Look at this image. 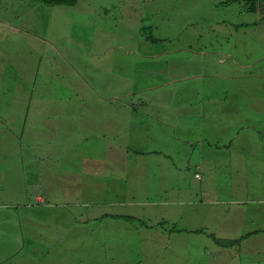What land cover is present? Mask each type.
<instances>
[{"label":"rangeland","instance_id":"374dc122","mask_svg":"<svg viewBox=\"0 0 264 264\" xmlns=\"http://www.w3.org/2000/svg\"><path fill=\"white\" fill-rule=\"evenodd\" d=\"M240 1L88 0L39 4L35 13L45 18H31L17 14L26 6L19 0H0V20L9 23L0 22L7 29L0 34V218L8 213L12 223L0 222V236L22 239L17 253L0 252V264H264V20L255 22ZM19 74L45 83L37 81L34 100L21 101L1 82ZM196 139L228 156L202 172L233 170L226 160L241 168L232 181L216 179L234 184L228 199L240 204L208 209L256 231L231 250L238 257L219 253L204 235L191 236L197 250L189 260L177 245L176 226L185 227L173 221L203 222L199 201H209L166 195L180 186L186 192L182 181L197 184L204 147ZM231 141L241 148H228ZM151 171L160 179L150 180ZM162 178L171 183L156 187ZM180 199L195 200L188 205L199 212L180 206L168 217L166 201Z\"/></svg>","mask_w":264,"mask_h":264},{"label":"trees","instance_id":"16d2710c","mask_svg":"<svg viewBox=\"0 0 264 264\" xmlns=\"http://www.w3.org/2000/svg\"><path fill=\"white\" fill-rule=\"evenodd\" d=\"M87 1L88 0H84V1H79V0H32V2L36 3L37 6L39 4H42V5H47L50 7H52V6H54V7L55 6H65V7L76 6V7H78V6L82 5V4H80L81 2H83L84 6H87V4H90ZM239 3H241V1ZM243 3H245L246 5H250V7L248 8V11L255 15V20H254L255 22H260V21L264 20V14H263L264 13V0H246V1H243ZM79 14L82 15V14H84V12H81ZM78 17H80V15ZM235 28H236V26H235ZM65 39H67V41H69V43H71L72 46H78L79 45V47H83L84 49H86L85 48L86 45L79 43L78 40H77L78 43H72L70 37H67ZM61 47L63 49V52H61L62 55L65 56L68 53H70L69 49L66 46H61ZM164 55H166V54L163 53L162 56H164ZM98 57H100V56H98ZM1 66L2 65L0 64V67ZM73 69H74V67H73ZM74 72H75V74L77 73L75 70H74ZM20 74H22V72ZM20 74L18 77L8 76V75H10V74H8L5 77L6 80H3L1 82L4 83V81H5L4 86L10 92H12V94H11L12 96H16L21 101L22 100L23 101H26V100L32 101L36 98V96H35V93L37 91V87H35L36 83L39 79L41 80V78L31 75L28 78L25 77L24 79L21 80ZM40 82H41V84L45 85V83L42 80ZM72 82L73 81L70 82L69 86L72 85ZM75 83H76V87H75V90H76V88L78 87L77 79H76ZM0 87H2V86H0ZM5 94H8L7 91H5ZM4 106H6V105L4 104ZM166 106H168V104L165 101V103L162 104L161 107L164 108ZM0 108H1V106H0ZM40 127H42V125L39 126L38 128H40ZM195 142H199L198 139H196ZM35 144H36V142H32L33 146H35ZM203 144L204 143L199 142V143H197V146L200 148L203 146ZM206 144H207V147L203 146L205 152L211 153L212 157H214V159H212V160L215 161L216 163H217V158H226V157L228 158L227 155L221 156L220 152L222 151V149L219 150V148L215 144H212V143H206ZM215 147L219 150L218 154H215V151L212 149ZM228 148H230V149L233 148V142L232 141L229 143ZM191 149L196 150V148H194V147H192ZM242 160L244 161L245 164L249 163L248 156L247 157L244 156ZM226 164L229 167V169H233V170L225 171L224 169H222L223 171H220V173L218 172V176L208 174V172H206V173L202 172L201 167L196 164L195 172L196 171L200 172V175H201L200 179L195 178L197 180L196 185L188 184L187 182L182 181V183L187 184L188 186H185V188H187L186 192H182L181 186L177 187L178 188L177 191L182 192V194H179L180 195L179 197H182V195L192 196L193 194L201 197L204 190H205V193L210 194L212 196L217 192H222V193H220V194H222V197H221L222 199H228L227 194H229V195L231 194V196H235L236 187L234 186L233 183L230 184L229 182H227V184L225 185V184H219L218 182H216V179H218V181H219L221 179V177H223V176H226L227 179H229V181H232L234 177L239 176V174H240L239 170H241V168L238 167V162H236V164L235 163L230 164L226 160ZM189 166L190 165H188L186 169H188ZM246 168H247V165L244 166V169H246ZM181 172L183 173L184 171H181ZM238 172H239V174H238ZM29 174L27 176H31V174L30 175ZM34 175L39 176V179H41L42 176L44 178V175H42L41 173H34ZM148 176H149L150 180L154 179L156 181V180L160 179L158 174H156V171L155 172L151 171L149 175L147 174V177ZM170 183L171 182H169L167 179L162 178V181H160L159 184H155V186L156 187H166ZM152 186L153 185L150 183V181H147V187L145 188V190H147L149 195H152V193H153V187ZM175 188H170L169 191H166V195L169 196V194L171 192L175 193ZM191 189H195L194 192H191ZM196 192H198V193H196ZM248 192L249 191H245L244 195L247 196L249 194ZM168 199H167V201H168ZM126 200L128 202L134 201V199L132 197H127ZM167 201H166V205L169 208H170V206L174 205L172 209L167 210L168 217H172L170 215V213L172 211H173V213H175V216H176V212L179 210L180 206L186 207L187 213H190L191 211L192 212L198 211V210L194 209V205H192V206L188 205L191 202L193 204L196 203L195 200H193V199L192 200H186L185 203H183L182 200L180 199V200H178V204H177V202L171 203V202H167ZM40 203H42V202H40ZM242 203H246V202H242ZM146 204H149V203H146ZM168 204H170V206ZM109 205H111V204H109ZM131 205H132V203H120L119 206L126 207V206H131ZM146 207L150 208L151 205H148ZM150 213L151 212L149 211V214ZM204 213H205L204 211H200V213L197 214L196 217L198 219H200ZM207 217H211L212 219L215 218L214 221H216V222H213V224H212V222L208 223V221L204 220L202 223L196 224L198 222V221H196V218L193 219V218H184V217H181L180 222L176 221V219L173 221L174 223H177V224L180 223L183 225V227H185L182 230H178L177 226H176V231L178 233V237L180 238L177 245L181 246V252H182L183 259L189 260L192 253L195 252V250H197V248L195 249L193 246H190V244H189V240H190V238H192L191 237L192 235H197V236L204 235V236L209 237L210 239H213L215 245H217L219 253L222 252L224 254H227L229 258H234V257L240 256L241 253H240V251H238L237 254H232L231 250H238L240 248V246L242 245L240 242L250 238L256 232V231L250 232V231H248V229H245L242 226H240V229L238 230V228L235 225L229 223V218L227 216H218V215H214L213 213H209V215ZM231 225H232V227L235 226L238 230L236 232V234H234V235H231V232H230V226ZM226 232H227V234H225ZM259 233H260V231L256 235H258ZM256 238H258V237H256ZM259 238L261 239V238H263V236H260ZM207 253L208 252H205V254H207ZM94 254L97 255V259H98L99 258V252L96 251ZM204 257H206V256H204ZM93 258H95L94 255H93ZM235 261H237V260H235Z\"/></svg>","mask_w":264,"mask_h":264},{"label":"crops","instance_id":"0c3cea01","mask_svg":"<svg viewBox=\"0 0 264 264\" xmlns=\"http://www.w3.org/2000/svg\"><path fill=\"white\" fill-rule=\"evenodd\" d=\"M20 1V3L21 4H25L26 6H25V9H20L18 12H17V14L19 15V14H23V13H27V15L29 16V17H31V18H35V17H39V18H45L43 15H39V14H37V13H35V11L36 10H38L40 7H38L37 5H35L36 3H34V2H32V0H19ZM264 14V13H263ZM0 22L2 23V22H5V24H9L8 22H6V21H2V20H0ZM7 31V29H0V34L2 33V31ZM9 34H14V36H16V34H17V32L15 33H7V35H9ZM74 70L76 71V68L74 67ZM77 72V71H76ZM201 94H199V96H200ZM185 105H182V108L184 107ZM6 115H8V114H6ZM157 129H152V130H148V132H154V131H156ZM84 136H86V135H84ZM84 136H82V137H84ZM195 142V141H194ZM64 143H67V142H64V141H62L61 139H60V141L58 142V147H60V148H62V146L64 145ZM193 143V142H192ZM192 143H186V144H192ZM234 145H236V147L239 149V148H241V146H237V143H234L233 142V146ZM83 146H85V144H84V142H83V144H82V147ZM81 147V148H82ZM66 148H69V146H66V147H63V152L66 154V152H65V149ZM81 148H75V149H81ZM244 148V147H243ZM214 151H215V154H218V152H219V150L215 147V148H212ZM80 154H83L84 156L83 157H86V155L84 154V152H81V151H77V157L80 155ZM194 152L193 153H188L187 154V158H186V162H190V161H192V158L194 157ZM206 154H208V156H209V159H207V160H204V158H203V156L204 155H206ZM67 157V155H65V156H62L60 159H62V158H66ZM198 159H200V162H199V165L198 166H200L201 167V169L202 168H204V169H206L207 167L205 166V163H208V162H210V161H212V155H211V153H209V152H205V150H203L202 151V149L199 151V158ZM242 160V159H241ZM249 162H250V159H249ZM188 166V165H187ZM195 173H197L196 174V176H195V178H197V179H200V177H201V175H200V173H198V171H196ZM208 174H211V175H214V176H218V168H217V166H215L214 167V169L211 171V172H208ZM197 175H200V177L199 176H197ZM175 190H176V188H175ZM204 190V189H203ZM183 192V191H182ZM182 192H177V193H173V192H171L170 194H169V196H173V195H179V194H182ZM200 192V191H199ZM196 193H198V192H196ZM220 193H222V192H217V193H215L213 196L212 195H210V194H207V193H205V190L203 191V193H202V196L201 197H205V196H207V197H209V201L208 202H206V201H204V200H200L199 201V203H201V204H204V203H206V206L201 210V211H204V212H207L208 211V214H203L202 216H201V220H206V221H208V223H210V221H213V219L211 218V217H207L208 215H209V213H212L211 211L209 212V208L211 207V206H232L234 203L235 204H240V202H234V201H230L229 199H222L221 197H222V194H220ZM184 194V193H183ZM228 196H229V194H227ZM37 198H40L41 199V197L40 196H38ZM183 203H185V202H183ZM178 204V203H177ZM119 205H120V203H119ZM172 205V204H171ZM174 206V205H173ZM213 209V208H212ZM211 210V209H210ZM2 218V219H1ZM0 218V222L2 223L1 224V228H4V229H7V227L10 225V224H12V223H10V221H8L7 220V218H8V213H6L5 215H3L2 217ZM202 223V222H201ZM13 229H14V227H13ZM247 229H248V231H250V232H254V230H253V227H250V225H248L247 226ZM7 239H9L10 241H11V243H8V242H6V244H4V241H7ZM7 239L6 238H3V236H0V252H5L3 249H5V248H7V249H9V251H11L13 254H15V253H17L18 251H19V249H20V247L22 246L21 245V241H22V239H21V237H20V234L19 235H16V236H14V238L13 239H10L9 237H7ZM249 239H254V236L252 235ZM213 240V239H212ZM13 243V244H12ZM215 244V243H214ZM17 245H21V246H17ZM216 247H217V245H216ZM2 260H4V259H2ZM5 260H7V259H5Z\"/></svg>","mask_w":264,"mask_h":264},{"label":"clouds","instance_id":"9594fccd","mask_svg":"<svg viewBox=\"0 0 264 264\" xmlns=\"http://www.w3.org/2000/svg\"><path fill=\"white\" fill-rule=\"evenodd\" d=\"M20 9H25V6H22V7H20ZM64 56V55H63ZM198 176V175H197ZM206 252H208V251H206Z\"/></svg>","mask_w":264,"mask_h":264}]
</instances>
